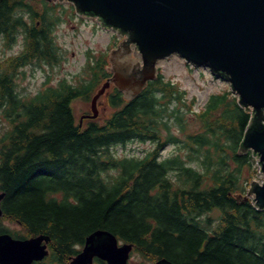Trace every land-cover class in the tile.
I'll return each mask as SVG.
<instances>
[{
    "label": "trees",
    "instance_id": "1",
    "mask_svg": "<svg viewBox=\"0 0 264 264\" xmlns=\"http://www.w3.org/2000/svg\"><path fill=\"white\" fill-rule=\"evenodd\" d=\"M17 7L29 6L0 0V29L10 33L18 26ZM34 35L31 48L38 52L46 39ZM90 68L94 82L104 70ZM90 84L62 80L21 97L11 74L0 72V114L9 123L0 137L2 217L27 235L49 238L51 253L38 264H67L98 229L132 243L150 261L264 264V209L234 197L245 191L243 167L251 157L239 150L251 117L234 95L228 90L209 95L190 116L198 128L182 138L189 120L169 105L186 107V93L161 74L131 100L115 90L109 104L118 109L81 128L72 102L89 95ZM133 138L150 139L155 146L141 158L117 157L111 150ZM164 138L185 141L201 155L204 168L178 166L180 157L161 159ZM172 161L177 177L169 175ZM212 210L216 223L210 218L204 224L200 217Z\"/></svg>",
    "mask_w": 264,
    "mask_h": 264
},
{
    "label": "water",
    "instance_id": "2",
    "mask_svg": "<svg viewBox=\"0 0 264 264\" xmlns=\"http://www.w3.org/2000/svg\"><path fill=\"white\" fill-rule=\"evenodd\" d=\"M77 12L97 16L103 26L127 34L144 64L111 59L112 81L128 97L137 94L154 77L157 59L172 53L196 65H204L231 83L239 103L254 116L241 149H252L264 172V0H68ZM108 84V82H107ZM105 84L92 100L103 93ZM94 115V116H95ZM249 194L264 208V182L252 183ZM97 231L71 264H89L98 255L109 264H126L130 245L117 247L113 235ZM44 237L11 239L0 236V263L31 264L47 252ZM155 264H164L158 261Z\"/></svg>",
    "mask_w": 264,
    "mask_h": 264
},
{
    "label": "rangeland",
    "instance_id": "3",
    "mask_svg": "<svg viewBox=\"0 0 264 264\" xmlns=\"http://www.w3.org/2000/svg\"><path fill=\"white\" fill-rule=\"evenodd\" d=\"M70 6L69 2L61 3L65 21L58 27H55L53 33L56 44L62 48L63 60L56 67H45L44 71L40 69L34 72L27 70L25 74H21L18 79V87L22 94L32 95L37 93L42 88L43 81L48 75L54 81L63 77L74 80V76L82 69L84 55L87 52L98 54L100 51L105 50V45L111 40L110 31H100L97 29L93 18H89L86 21H84V18H75L71 14ZM116 39L117 37L114 36V40ZM14 51L15 49L4 51L0 44V59L5 58ZM157 65L166 79H170L177 83L180 88L185 89L189 97L195 96L197 98V107H201L212 92L223 91L229 87L228 82L211 75L208 69L187 65L183 59L178 58L176 55L159 60ZM53 80H50L49 83L54 82ZM103 104L104 101L102 100ZM78 105L80 107L85 106L81 102ZM105 112H110V110L102 112V115L104 113V116H106ZM151 147L152 144L148 141L140 142L135 140L126 144L116 145L113 149L119 156H140ZM176 149L174 146L168 145L163 151V157L177 153ZM184 152H186L185 149L180 153ZM191 165H196V162L194 161ZM263 175L262 173L255 174L253 172V180L261 181L264 177ZM4 224L10 229H18L15 224L8 221H5ZM130 263L152 264V262H148L147 260L142 261L138 255H131Z\"/></svg>",
    "mask_w": 264,
    "mask_h": 264
},
{
    "label": "flooded vegetation",
    "instance_id": "4",
    "mask_svg": "<svg viewBox=\"0 0 264 264\" xmlns=\"http://www.w3.org/2000/svg\"><path fill=\"white\" fill-rule=\"evenodd\" d=\"M42 13H44L43 11H41L40 13H38L37 15V21H36V25H38V27H42L43 29H39V30H36L35 32V35H40V34H44L45 36V40H43L44 42L42 43V50H40L41 53H43L44 55H46L47 53L50 52V49H49V46L47 45V37L49 35L48 33V20H47V17L45 15H43ZM82 16H85V15H82ZM86 17H88L86 15ZM89 17H92V16H89ZM27 21H29L31 18L29 16V13L26 14V18H25ZM94 19L96 21H98L97 18L94 17ZM99 22V21H98ZM43 24V25H42ZM41 25V26H40ZM25 37V36H24ZM22 38V46L25 47V38ZM124 45H127V42H124Z\"/></svg>",
    "mask_w": 264,
    "mask_h": 264
}]
</instances>
